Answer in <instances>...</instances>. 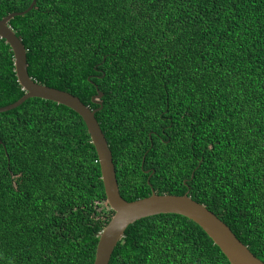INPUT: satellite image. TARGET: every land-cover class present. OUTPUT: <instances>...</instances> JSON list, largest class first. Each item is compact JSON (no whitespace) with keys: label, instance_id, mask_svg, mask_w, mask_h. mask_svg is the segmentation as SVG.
Masks as SVG:
<instances>
[{"label":"trees","instance_id":"16d2710c","mask_svg":"<svg viewBox=\"0 0 264 264\" xmlns=\"http://www.w3.org/2000/svg\"><path fill=\"white\" fill-rule=\"evenodd\" d=\"M33 0H0V18ZM10 26L37 83L81 99L112 151L121 196H189L264 262V0H37ZM26 92L0 38V108ZM0 264H94L110 209L72 109L0 113ZM110 264H231L176 214L130 225Z\"/></svg>","mask_w":264,"mask_h":264},{"label":"water","instance_id":"95a60500","mask_svg":"<svg viewBox=\"0 0 264 264\" xmlns=\"http://www.w3.org/2000/svg\"><path fill=\"white\" fill-rule=\"evenodd\" d=\"M36 4L37 0H33L26 11L11 13L2 19L0 18V38L5 40L13 52L16 76L26 92L17 102L0 108V113L16 109L29 99L39 98L72 109L85 122L98 156L106 199L110 209L114 212V216L99 236L94 264L111 263L114 251L125 237L130 225L142 219L162 214L181 215L196 223L219 247L231 264H264L237 238L223 220L205 205L193 200L189 193L182 196L159 195L153 190L149 197L133 202H129L121 196L112 151L96 118L97 112L102 109L100 100L103 93L98 90V94L92 99L93 103L101 106V108L91 109L80 98L71 93L37 83L29 74L27 49L10 26V22L17 16L29 13ZM1 145L2 140L0 138Z\"/></svg>","mask_w":264,"mask_h":264}]
</instances>
